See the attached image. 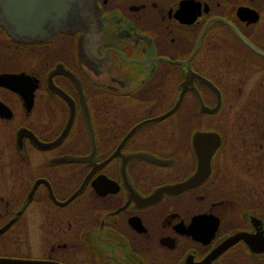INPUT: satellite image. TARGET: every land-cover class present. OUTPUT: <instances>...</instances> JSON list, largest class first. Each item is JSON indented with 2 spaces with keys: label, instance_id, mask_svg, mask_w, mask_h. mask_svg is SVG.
I'll return each instance as SVG.
<instances>
[{
  "label": "flooded vegetation",
  "instance_id": "flooded-vegetation-1",
  "mask_svg": "<svg viewBox=\"0 0 264 264\" xmlns=\"http://www.w3.org/2000/svg\"><path fill=\"white\" fill-rule=\"evenodd\" d=\"M96 7L0 4V264H264V0Z\"/></svg>",
  "mask_w": 264,
  "mask_h": 264
},
{
  "label": "water",
  "instance_id": "water-1",
  "mask_svg": "<svg viewBox=\"0 0 264 264\" xmlns=\"http://www.w3.org/2000/svg\"><path fill=\"white\" fill-rule=\"evenodd\" d=\"M0 4L8 33L23 39L86 28L97 14L96 0H0Z\"/></svg>",
  "mask_w": 264,
  "mask_h": 264
}]
</instances>
